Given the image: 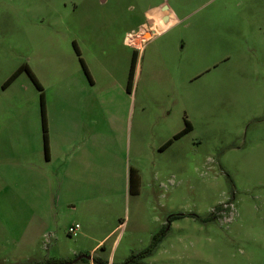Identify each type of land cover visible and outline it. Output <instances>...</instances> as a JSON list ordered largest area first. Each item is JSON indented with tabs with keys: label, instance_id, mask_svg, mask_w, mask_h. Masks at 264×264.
<instances>
[{
	"label": "rangeland",
	"instance_id": "1",
	"mask_svg": "<svg viewBox=\"0 0 264 264\" xmlns=\"http://www.w3.org/2000/svg\"><path fill=\"white\" fill-rule=\"evenodd\" d=\"M156 12L171 16L134 43ZM23 64L51 130L57 108L80 124L87 105L94 153L74 210L54 159L27 166L39 92L26 72L2 89ZM94 261L264 264V0H0V264Z\"/></svg>",
	"mask_w": 264,
	"mask_h": 264
},
{
	"label": "crops",
	"instance_id": "2",
	"mask_svg": "<svg viewBox=\"0 0 264 264\" xmlns=\"http://www.w3.org/2000/svg\"><path fill=\"white\" fill-rule=\"evenodd\" d=\"M151 17L153 25L149 28L142 27L139 32L136 34H141L145 31L149 32V30L153 29L155 22H161L164 17L171 16L169 13H158ZM133 36L131 38L136 37ZM148 41V40H147ZM146 41V42H147ZM134 50L142 49L143 45L141 43L140 47H135L133 45H128ZM76 47L81 55L80 49L76 44ZM87 71L89 72L91 82H87L86 86L92 87L93 85V77L91 75L90 70L86 66L84 60H82ZM131 64V62H130ZM130 66V65H129ZM130 68V67H129ZM37 80V79H36ZM39 83V82H38ZM88 86V87H89ZM87 91V89H86ZM44 96V94H43ZM87 107V105H86ZM85 107V110L82 112L84 115V120L88 119V108ZM44 109H45V119H46V129H47V154L44 153L43 147V138L41 129L39 131L40 136L35 138V147L31 149V153L27 152L25 155L27 159V166L29 168L34 167L38 168L34 163L38 162L43 164H51L54 159V162H57L56 173L54 174V178L56 180V193L57 200L61 205L65 207H70L74 210L75 205L83 204L88 200L86 188L84 190V195L75 185V178L80 177L82 179V183H87L88 172L91 170V166L88 162V155H92L94 153V143L95 138L93 135V125L92 120L91 127L89 128L87 123L84 120H81L80 124H72L69 121V115H72L74 112L70 108H57L55 112L56 115H61L57 117L55 130H51L49 128V124H47V114H46V106H45V97H44ZM72 111V112H71ZM75 114V113H74ZM81 114V111H80ZM111 130V129H110ZM94 142V143H93ZM84 149L79 146V144H84ZM29 146V142L27 143ZM31 147H29L30 149ZM82 151V153H81ZM87 196V197H86ZM78 224V223H75ZM79 225V224H78ZM70 227V226H69ZM80 229V228H79ZM96 247V246H95ZM85 256V255H84ZM90 261V260H89Z\"/></svg>",
	"mask_w": 264,
	"mask_h": 264
},
{
	"label": "trees",
	"instance_id": "3",
	"mask_svg": "<svg viewBox=\"0 0 264 264\" xmlns=\"http://www.w3.org/2000/svg\"><path fill=\"white\" fill-rule=\"evenodd\" d=\"M73 49L76 53V56L78 57L79 63L81 65V68L87 78V80L89 82H91V78L89 75V72L87 71L82 59L80 58V54L79 51L76 47V44L73 42L72 43ZM135 58H136V53L133 54L132 60H131V64H130V70H129V74H128V82H127V86H126V91L130 92V82L133 76V71H134V65H135ZM22 72H26L28 77L30 78L32 84L34 85V87L37 89V91L39 92V105H40V117H41V129H42V138H43V147H44V153L45 155L47 154V129H46V119H45V109H44V96H43V90L41 85L38 83V81L36 80L35 76L32 74V72L29 70V68L26 65H21L19 68L16 69V71L3 83L2 85V89H5L9 84H11L13 82V80H15V78ZM191 130L190 124L185 121V127L183 130H181L178 134H176L173 139H178L179 137H181L182 135L188 133ZM171 140L167 141L165 143V145L162 147L163 149H165L167 146H169L171 144ZM219 208V207H217ZM215 208V209H217ZM212 214L211 216H209V219H212ZM158 236H155V238H153V240L151 241V245L148 248V250L146 251V254H150L156 247L157 242H158ZM95 264H98V262L94 261ZM53 264H59V263H53ZM128 264H137L136 262H130Z\"/></svg>",
	"mask_w": 264,
	"mask_h": 264
},
{
	"label": "water",
	"instance_id": "4",
	"mask_svg": "<svg viewBox=\"0 0 264 264\" xmlns=\"http://www.w3.org/2000/svg\"><path fill=\"white\" fill-rule=\"evenodd\" d=\"M165 19H166V17H164V21H165ZM150 32H148V33H145L144 35H141V34H138V35H136V37L133 39L134 40V43H137V42H139L142 38H146V37H149L150 36ZM148 40V39H147ZM79 259H85V260H87V261H89V260H91V257L90 256H80V257H78V260Z\"/></svg>",
	"mask_w": 264,
	"mask_h": 264
},
{
	"label": "built area",
	"instance_id": "5",
	"mask_svg": "<svg viewBox=\"0 0 264 264\" xmlns=\"http://www.w3.org/2000/svg\"><path fill=\"white\" fill-rule=\"evenodd\" d=\"M79 228L80 226L78 224H74L67 229V232L69 235H74L79 230Z\"/></svg>",
	"mask_w": 264,
	"mask_h": 264
}]
</instances>
